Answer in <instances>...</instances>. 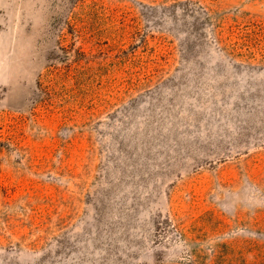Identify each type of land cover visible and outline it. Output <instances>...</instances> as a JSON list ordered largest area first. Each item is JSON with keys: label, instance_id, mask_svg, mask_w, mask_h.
Returning a JSON list of instances; mask_svg holds the SVG:
<instances>
[{"label": "rangeland", "instance_id": "obj_1", "mask_svg": "<svg viewBox=\"0 0 264 264\" xmlns=\"http://www.w3.org/2000/svg\"><path fill=\"white\" fill-rule=\"evenodd\" d=\"M0 264H264V0H0Z\"/></svg>", "mask_w": 264, "mask_h": 264}]
</instances>
